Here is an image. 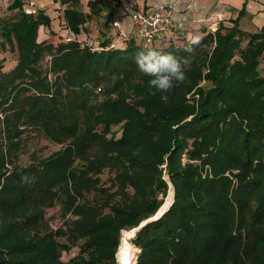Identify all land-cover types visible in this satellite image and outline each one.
I'll return each mask as SVG.
<instances>
[{
    "label": "trees",
    "instance_id": "1",
    "mask_svg": "<svg viewBox=\"0 0 264 264\" xmlns=\"http://www.w3.org/2000/svg\"><path fill=\"white\" fill-rule=\"evenodd\" d=\"M56 1L61 31L24 0L0 19V47L16 57L6 71L0 60V264H117L121 232L144 221L134 264H264V25L239 29L248 0L204 32L185 79L156 95L136 53L185 57L188 41L108 49L121 0H90L88 14L81 0ZM101 14L90 42L66 41ZM41 26L48 40L38 41ZM54 33L63 40L50 41ZM26 131L60 148L19 165ZM169 186L171 205L149 221ZM57 203L71 218L52 229L45 215Z\"/></svg>",
    "mask_w": 264,
    "mask_h": 264
},
{
    "label": "crops",
    "instance_id": "2",
    "mask_svg": "<svg viewBox=\"0 0 264 264\" xmlns=\"http://www.w3.org/2000/svg\"><path fill=\"white\" fill-rule=\"evenodd\" d=\"M42 5L50 6L56 4V0H36ZM50 1V2H49ZM122 8L131 10H139L143 13H153L160 5H169L173 9V20L176 23L183 24V40H187L189 36H204V32H210L216 28L220 21L234 19L238 11L242 8L245 0H121ZM39 3V4H40ZM45 3V4H43ZM36 4V5H39ZM47 4V5H46ZM55 8V7H53ZM52 8V9H53ZM41 9H45L42 7ZM51 9V10H52ZM51 19L54 14L45 10ZM120 22V21H119ZM55 21L51 22V25ZM90 23L86 24L85 31L78 35L79 40H86V34L90 29ZM264 25V0H248L246 4V12L238 21L239 29L245 33H256ZM46 30V31H45ZM47 28L42 26L38 31L40 40H48L49 36Z\"/></svg>",
    "mask_w": 264,
    "mask_h": 264
},
{
    "label": "rangeland",
    "instance_id": "3",
    "mask_svg": "<svg viewBox=\"0 0 264 264\" xmlns=\"http://www.w3.org/2000/svg\"><path fill=\"white\" fill-rule=\"evenodd\" d=\"M88 1H90V0H81V5L79 8L85 14L89 13V7L87 6ZM96 1L98 2V4H104V3L108 2L107 0H96ZM9 3H10V0H0V19L8 17L11 15V13L8 10H6ZM24 3H25V8L29 7V5L30 6L33 5V7L37 6V8H40V9L42 7H44L45 8L44 10L47 9L49 11V13L51 14V16H52V14H54L53 16H55L56 22L58 21V27L55 24V26L58 28V30L61 31V28L64 27V24L62 23L63 22V14H62L63 8L58 2H55L56 4L51 3L50 6L42 5L40 3V1H39V3H40L39 4L38 1H36V0H24ZM36 4H39V5H36ZM43 4H45V3H43ZM53 7H55V8H53ZM125 10L126 9L118 10L115 18H118V20L120 21L122 29H124L126 31H130L132 29V21H131V18L129 16L130 10L129 9H127L126 11ZM104 16H105L104 14H101L100 16H96V17L94 16L92 18L91 24H90L91 27H90V29L87 30L88 33L86 34L87 42H90L93 39V37L95 36L97 31L103 29ZM59 34H64V33L60 32ZM54 35L56 37L50 40V41L54 42V44H57L59 42V40H63L62 37H60L58 34L54 33ZM37 39L40 40V37ZM97 39H98V42L101 41L100 40L101 38L99 39V37H98ZM172 40L177 41V42L187 41L185 39L183 40V37L179 38L178 40H176V39H172ZM98 42L93 41L92 45H98ZM244 47H245V41L243 40L241 43V48H244ZM5 49L9 51L8 46H6V48H4V49H1V47H0V60H1L2 66H3V69L6 71L9 69L10 65L12 64L13 60H15L16 57L11 52L5 53ZM48 64L49 63L46 61V58H44L41 62L42 69L46 70L48 67ZM23 138H24L23 147H22V150L19 154V158L17 161V164L22 165V166L28 165L29 163L37 161L41 158H45L48 155H50L52 152H55L60 148V145L51 143L50 141L44 139V137H42V135L36 131L35 132L34 131H31V132L26 131L23 134ZM109 176L110 175H108V173H104L102 175V184L103 185L109 186V179H108ZM169 187H170L169 192L167 194V197L165 198V203H164L163 208L160 210V212L158 210L157 214L154 217L150 218L149 220L157 219L159 217V215L161 216L163 213H165L168 210V207L172 202L171 201L169 204H167L169 197L171 196V198L173 200L172 188H171V186H169ZM59 207H60V205L57 203L55 207L48 209L46 211L45 217H46L47 221L49 222V225L52 229H56L59 226H63L64 222L71 218V216H67L66 218H63L60 214ZM145 222L146 221L142 222L138 228L132 229L134 232L131 233V235L127 238L128 244L133 245L132 239H133L135 232L140 227H142L143 225H145L147 223V222L146 223ZM123 235L124 234L121 235V238ZM120 243H121V240H120ZM119 247H120V244H119ZM119 247H118V250H119ZM118 250H117V253H118ZM117 253H116V255H117ZM138 253H139V249L135 253V257H134L132 264L135 263ZM76 254H77V249H72L69 253H62L61 260L63 262H67ZM117 259H118V257H117ZM117 264H119L118 260H117Z\"/></svg>",
    "mask_w": 264,
    "mask_h": 264
},
{
    "label": "built area",
    "instance_id": "4",
    "mask_svg": "<svg viewBox=\"0 0 264 264\" xmlns=\"http://www.w3.org/2000/svg\"><path fill=\"white\" fill-rule=\"evenodd\" d=\"M172 11L173 9L166 4L158 6L156 10L150 14L133 9L129 14L132 21V29L130 31L122 29L119 20L115 19L112 22V26L116 30L117 40L115 43H112L108 49L125 48L127 43L130 41L141 43L147 47L158 38L176 40L182 38L183 24L176 23L173 20ZM75 40L81 41L75 36V34L69 32L67 34L66 41L72 42ZM92 46L95 50H101L98 45ZM162 168H165V165H163ZM122 234H124L123 231L121 232V235Z\"/></svg>",
    "mask_w": 264,
    "mask_h": 264
},
{
    "label": "clouds",
    "instance_id": "5",
    "mask_svg": "<svg viewBox=\"0 0 264 264\" xmlns=\"http://www.w3.org/2000/svg\"><path fill=\"white\" fill-rule=\"evenodd\" d=\"M199 41L198 36H189L188 43L184 48V51L189 55L180 58L170 52L154 48L140 50L136 53L134 62L138 70L150 77L148 80L150 95H156L158 92L166 93L175 86V82L185 79V69L190 65L192 54Z\"/></svg>",
    "mask_w": 264,
    "mask_h": 264
},
{
    "label": "bare ground",
    "instance_id": "6",
    "mask_svg": "<svg viewBox=\"0 0 264 264\" xmlns=\"http://www.w3.org/2000/svg\"><path fill=\"white\" fill-rule=\"evenodd\" d=\"M172 201L171 196L169 197L168 203ZM134 231H123L124 235L122 236L120 247L117 253L118 262L119 264H132L135 253L138 250L135 246L128 244L127 238L133 233Z\"/></svg>",
    "mask_w": 264,
    "mask_h": 264
},
{
    "label": "water",
    "instance_id": "7",
    "mask_svg": "<svg viewBox=\"0 0 264 264\" xmlns=\"http://www.w3.org/2000/svg\"><path fill=\"white\" fill-rule=\"evenodd\" d=\"M172 201H173V200H172ZM171 203H172V202H171ZM170 205H171V204H170ZM170 205H169V206H170ZM159 217H160V215H159ZM149 221H151V220H149ZM149 221H148V222H149ZM146 222H147V221H146ZM136 230H137V229H136Z\"/></svg>",
    "mask_w": 264,
    "mask_h": 264
}]
</instances>
